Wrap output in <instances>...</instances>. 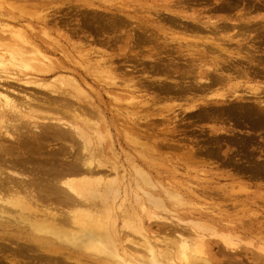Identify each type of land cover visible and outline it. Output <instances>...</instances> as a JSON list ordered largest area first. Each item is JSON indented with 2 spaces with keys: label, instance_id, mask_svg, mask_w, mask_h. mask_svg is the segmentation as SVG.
<instances>
[{
  "label": "rangeland",
  "instance_id": "374dc122",
  "mask_svg": "<svg viewBox=\"0 0 264 264\" xmlns=\"http://www.w3.org/2000/svg\"><path fill=\"white\" fill-rule=\"evenodd\" d=\"M0 94L32 97L20 108L40 122L79 112L103 135L87 147L103 164L95 175L112 178L124 252L146 255L124 227L137 215L159 246L202 232L200 264H232L228 242L244 262L264 255V0H0ZM85 136L48 138L37 154L79 165ZM29 235L41 240L0 228V264L38 260Z\"/></svg>",
  "mask_w": 264,
  "mask_h": 264
},
{
  "label": "bare ground",
  "instance_id": "6f19581e",
  "mask_svg": "<svg viewBox=\"0 0 264 264\" xmlns=\"http://www.w3.org/2000/svg\"><path fill=\"white\" fill-rule=\"evenodd\" d=\"M66 94L70 95V93ZM9 97H4L0 94V228L8 229L13 226L20 230L26 228L32 236L35 235L41 238V240L38 239L36 241L29 235L32 241L37 242L39 252H41V254L38 253L34 257L38 260L35 261L33 258L32 264H52L47 259L48 257L49 259L54 258V262L57 260L55 264H58V262L59 264H97V262L99 264H113V262L118 264H200L197 255L201 254L203 257L205 254L203 249L204 234L202 232L193 228L192 230L188 229L189 233L186 231L185 235L178 232L176 233L177 235L175 234L173 242H171L172 240L170 241L172 244L162 242L164 246L160 243L162 245L160 247L161 245H157L158 241L149 236L146 229L144 230L145 226L142 223V216L137 215H134L136 217L132 216V219L130 218L131 216H127V221L129 222L126 221L124 227L132 233L139 234L142 238L141 243L138 244L139 240L134 241V238L130 237L129 234L126 236H129L127 238L128 242L136 247L143 248L142 251L146 255L142 252L143 256L140 254V256H135L133 250V253L128 250L124 252L119 244V231L115 228V217L118 216L117 210L120 206L118 205L117 208L113 209L114 206L107 197V192H110L107 191L109 190L108 184L113 182L112 178L109 181H107L109 178L104 181L102 175L96 176L100 174L97 173L98 167L100 168L103 164L98 160L94 164L96 152H90L93 148L87 147L94 139L98 140L97 143H99L103 135H100L99 130H94L95 134L91 130L93 124L83 120L82 115L78 114L79 112L77 115L74 114L73 121L72 117L70 118L71 121H69L57 115L56 118L51 116L48 119L46 116L47 121L40 122L38 121V116L34 115L32 110L27 109V102L34 101L32 97H25L28 100L27 102H16V97H14L15 99L13 97V99H9ZM23 106H27L26 110L28 111L23 112ZM262 108H257L259 113ZM261 112L264 114V111ZM54 115L56 116V114ZM41 117L39 119H42ZM43 119L45 118L43 117ZM81 126L90 129V132H87L89 135L84 132ZM2 129L3 132H1ZM84 133L85 137H87L85 138L87 142H85L84 149L90 155L85 156L79 162V165L71 161L72 159H68L71 162L68 165L61 166L60 164L63 163L57 164L55 160L59 151L56 152V155L55 153L51 155L37 154L42 148L41 144H44L48 138L66 143L64 141L66 138L74 136L84 139ZM9 139L13 141L8 142ZM70 148L72 150L73 147L70 146ZM24 170L32 172L34 179H28L29 175ZM35 186H37L36 194L33 192ZM116 193L118 194V192ZM39 196L46 198L55 197L59 204L61 202L66 205V208H64L66 211L62 208V210H59V207L56 208L54 205L52 207L44 205L39 207V203L35 198ZM152 204L155 205V203ZM157 204L161 208L163 203L157 199ZM3 206L6 208H3ZM9 208L15 209V213H17L11 216L14 224L10 222L11 218H7V220L2 218V216H10L7 212V209L9 212L11 211ZM146 215L148 214L146 213ZM148 216L146 217L148 218ZM146 221H149V219ZM13 233L17 234V231H13ZM24 235L27 236L26 234ZM235 243L228 242L230 244L228 245V250L232 254L228 257L230 259L229 262L232 264H246L248 261L244 262L241 260L242 257L239 258L234 255L236 250H238L237 246L234 245ZM29 245L26 244L25 248H29ZM64 246L69 248V252L65 253L66 251L62 250L61 247ZM255 252H252V254L256 258L251 259L248 264H264V255ZM44 257L46 260H44ZM81 258H89L91 262H88L87 259L83 263ZM10 263L21 264L14 260L10 261ZM204 264H208V262H204Z\"/></svg>",
  "mask_w": 264,
  "mask_h": 264
}]
</instances>
